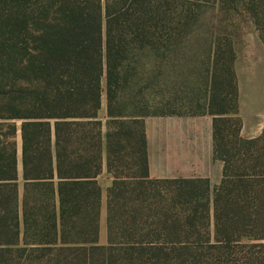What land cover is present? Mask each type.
I'll use <instances>...</instances> for the list:
<instances>
[{
  "label": "trees",
  "instance_id": "1",
  "mask_svg": "<svg viewBox=\"0 0 264 264\" xmlns=\"http://www.w3.org/2000/svg\"><path fill=\"white\" fill-rule=\"evenodd\" d=\"M193 11L191 0H0V264H264V130L241 137L228 37L213 41L207 109L190 113L214 119L222 181L202 220L182 194H152L211 186L151 178L144 127L160 59L186 45Z\"/></svg>",
  "mask_w": 264,
  "mask_h": 264
},
{
  "label": "rangeland",
  "instance_id": "2",
  "mask_svg": "<svg viewBox=\"0 0 264 264\" xmlns=\"http://www.w3.org/2000/svg\"><path fill=\"white\" fill-rule=\"evenodd\" d=\"M198 22L184 47L174 46L158 65V86L150 99L157 105L151 115L200 113L207 109L211 92L213 41L228 37L234 43L250 34L256 25V13L264 18L262 0H191ZM105 88V78H104ZM153 90V91H154ZM106 95L102 100L100 116L106 118ZM218 109V107H215ZM102 173L99 182L103 189L100 218V245L107 243L106 190L111 179ZM216 187V186H214ZM214 187L198 182L155 184L152 194L162 197L179 193L182 200H191L198 209L197 220L205 216V209L213 199ZM188 193V196H185ZM192 196V197H191Z\"/></svg>",
  "mask_w": 264,
  "mask_h": 264
},
{
  "label": "crops",
  "instance_id": "3",
  "mask_svg": "<svg viewBox=\"0 0 264 264\" xmlns=\"http://www.w3.org/2000/svg\"><path fill=\"white\" fill-rule=\"evenodd\" d=\"M234 50L239 114L243 121L241 137L252 139L264 130V43L257 28L236 40ZM213 121L209 114L146 117L150 177L208 180L212 187L218 186L224 164L214 154Z\"/></svg>",
  "mask_w": 264,
  "mask_h": 264
}]
</instances>
